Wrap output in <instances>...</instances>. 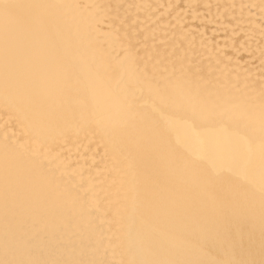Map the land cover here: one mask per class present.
I'll return each instance as SVG.
<instances>
[{"label": "bare ground", "instance_id": "6f19581e", "mask_svg": "<svg viewBox=\"0 0 264 264\" xmlns=\"http://www.w3.org/2000/svg\"><path fill=\"white\" fill-rule=\"evenodd\" d=\"M0 264H264V0H0Z\"/></svg>", "mask_w": 264, "mask_h": 264}, {"label": "snow or ice", "instance_id": "6c2138e0", "mask_svg": "<svg viewBox=\"0 0 264 264\" xmlns=\"http://www.w3.org/2000/svg\"><path fill=\"white\" fill-rule=\"evenodd\" d=\"M4 7H5V8H8V7H10V6H9V5H4Z\"/></svg>", "mask_w": 264, "mask_h": 264}]
</instances>
